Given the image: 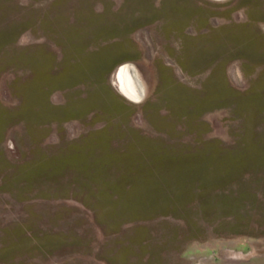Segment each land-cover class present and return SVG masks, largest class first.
I'll use <instances>...</instances> for the list:
<instances>
[{
	"label": "rangeland",
	"instance_id": "rangeland-1",
	"mask_svg": "<svg viewBox=\"0 0 264 264\" xmlns=\"http://www.w3.org/2000/svg\"><path fill=\"white\" fill-rule=\"evenodd\" d=\"M0 264H264V0H0Z\"/></svg>",
	"mask_w": 264,
	"mask_h": 264
},
{
	"label": "bare ground",
	"instance_id": "bare-ground-1",
	"mask_svg": "<svg viewBox=\"0 0 264 264\" xmlns=\"http://www.w3.org/2000/svg\"><path fill=\"white\" fill-rule=\"evenodd\" d=\"M117 77L122 92L131 99L138 100L142 95L139 77L134 67L128 64L120 66Z\"/></svg>",
	"mask_w": 264,
	"mask_h": 264
}]
</instances>
